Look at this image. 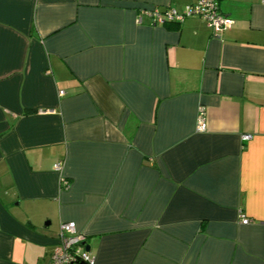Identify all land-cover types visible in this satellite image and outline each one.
I'll return each instance as SVG.
<instances>
[{"label": "crops", "instance_id": "1", "mask_svg": "<svg viewBox=\"0 0 264 264\" xmlns=\"http://www.w3.org/2000/svg\"><path fill=\"white\" fill-rule=\"evenodd\" d=\"M195 1L0 0V264H264V2L137 23Z\"/></svg>", "mask_w": 264, "mask_h": 264}, {"label": "built area", "instance_id": "2", "mask_svg": "<svg viewBox=\"0 0 264 264\" xmlns=\"http://www.w3.org/2000/svg\"><path fill=\"white\" fill-rule=\"evenodd\" d=\"M264 2V0H263ZM187 17H201L206 20L214 30V32H222L224 29L232 26L234 20L232 17L226 15L221 10L219 0H197L194 3L187 5L185 11H178L171 7H140L136 15L137 23L159 25L166 22H184ZM63 91H61V94ZM49 110H40V113L45 114ZM198 130L203 131L207 129L205 114L200 113L198 120ZM244 139H249V134L243 135ZM62 162L59 161L54 164L56 171L62 170ZM63 185L69 186V182L63 179ZM241 221L250 223L251 220L245 215H241ZM58 242L54 246L51 256L50 264H94V257L91 251L87 248L88 239L86 234L77 227L75 221L62 222L60 226Z\"/></svg>", "mask_w": 264, "mask_h": 264}, {"label": "water", "instance_id": "3", "mask_svg": "<svg viewBox=\"0 0 264 264\" xmlns=\"http://www.w3.org/2000/svg\"><path fill=\"white\" fill-rule=\"evenodd\" d=\"M87 248L89 249V246L87 245ZM80 264H83V263H80Z\"/></svg>", "mask_w": 264, "mask_h": 264}]
</instances>
